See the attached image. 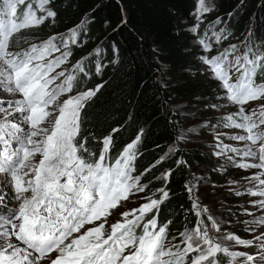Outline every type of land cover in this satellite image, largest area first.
I'll return each instance as SVG.
<instances>
[{
	"label": "snow or ice",
	"instance_id": "6c2138e0",
	"mask_svg": "<svg viewBox=\"0 0 264 264\" xmlns=\"http://www.w3.org/2000/svg\"><path fill=\"white\" fill-rule=\"evenodd\" d=\"M51 3L0 0V92L20 97L0 99V113L5 114L0 119V174L5 175V186L20 202L17 209H9L8 215L0 217V264H220V254L228 258V264H236L241 257L243 264H254L256 256L232 251L226 243L249 247L252 241L234 234L210 235L202 221L173 243L176 238L170 240L168 232L171 221L160 224L155 218L159 206L169 198L163 188L159 198H149L140 207L120 213L121 220L105 229L108 217L122 202L145 191L139 176L132 175L140 138L126 145L112 165L106 164L111 135L103 138L95 160L85 158L82 153L88 150L77 140L81 113L102 86L60 100L73 92L76 76L56 72L67 62L70 51L49 59L60 51L55 36L26 50H11L18 33L39 27L49 18L55 20L56 12L48 7ZM22 5L25 8L18 14ZM209 11L205 0H197L198 20ZM71 36L74 41L75 30H71ZM200 43L205 51H211L210 44ZM232 50L202 59L225 90L224 98L238 106L236 113L225 117V127L246 133L234 137L248 142L244 156L255 158L259 154L258 163L238 167L264 169V50H249L230 61ZM75 68L83 70L82 63ZM233 73L238 74L235 80ZM61 77L64 79L56 84ZM58 101V108L50 111ZM257 101L261 102L257 108L246 111L247 105ZM15 113L23 114L21 122L8 119ZM21 123L28 126L27 130ZM37 155L41 158L33 162ZM262 175L264 172L253 177L260 185H264ZM164 179H168L167 174ZM187 190L191 193L192 188ZM251 195L264 197V189ZM3 198L0 195V204ZM259 204L264 207V200ZM193 208L198 217L208 212L196 202ZM146 216L149 218L145 222ZM207 218L220 233L218 222L211 215ZM254 223L264 224V218ZM137 228L141 229L139 235ZM255 239L264 241V233ZM259 259L264 261V254Z\"/></svg>",
	"mask_w": 264,
	"mask_h": 264
},
{
	"label": "trees",
	"instance_id": "16d2710c",
	"mask_svg": "<svg viewBox=\"0 0 264 264\" xmlns=\"http://www.w3.org/2000/svg\"><path fill=\"white\" fill-rule=\"evenodd\" d=\"M237 2L212 0L213 9L202 15L205 29L217 23L229 40L248 33L264 50V13L254 22L245 13L233 24L246 0L234 7ZM196 6L197 0H52L48 7L56 12L54 21L49 18L13 38L20 47L55 36L56 43L66 42L65 51L71 52L70 74L76 76L73 93L102 86L81 113L77 140L88 150L82 154L95 160L103 138L111 135L106 164L112 165L139 136L132 175L139 176L153 197L159 198L162 188L169 192L155 218L160 224L171 221L169 237L176 242L185 228L198 223L186 186L191 168L207 166L209 157L206 145L185 146L178 140L181 117L171 105L209 100L218 90L198 70L201 54L191 44L187 29ZM71 30L76 31L74 41ZM77 63H82L83 70L75 68Z\"/></svg>",
	"mask_w": 264,
	"mask_h": 264
},
{
	"label": "rangeland",
	"instance_id": "374dc122",
	"mask_svg": "<svg viewBox=\"0 0 264 264\" xmlns=\"http://www.w3.org/2000/svg\"><path fill=\"white\" fill-rule=\"evenodd\" d=\"M27 1V0H26ZM240 2L241 0H237ZM260 1L263 2L261 7L258 5ZM238 2L234 7H237ZM259 3V4H258ZM205 4L211 10L213 9L212 0H205ZM257 5V6H256ZM20 8V6H19ZM18 8V14L22 13L24 9ZM197 8V6H196ZM196 9L193 15L188 19V30L192 35L191 44L198 48L201 56L197 59L198 70L201 73H205L210 77L218 88L213 93L212 97L208 100L189 101L182 100L172 103L171 110L176 113L178 117H181L180 121V133L178 140L185 146H193L203 144L206 145L205 150L208 153L209 163L207 166H199L197 168H191L190 177L188 179L187 188H192L191 193L188 191L189 196L192 198L193 203L196 202L200 208L206 207L207 213H202L198 217V222L202 221L203 225L208 228L209 234L220 237L224 234H234L243 240L252 241V245L244 247L236 245L234 242H226L230 246L232 251H243L248 254L257 257L254 264H264V261L259 259L260 255L264 254V249L261 248V243L264 241L256 240L255 237L264 233V224L254 223L261 218H264V207H261L259 201L264 200V197L253 196L251 192L264 189V185H260L259 181L254 179V176L260 175L264 172V169L257 168H240L239 164L243 163H258L259 154L255 158L244 156V152L247 151L248 142L239 141L234 139L237 135H246L241 129H235L231 127H225V117L232 115L238 111V106L232 104L225 97V90L221 86V83L214 78L213 73L210 71L208 65H206L202 57H215L224 53L226 50H232V46L235 49L232 50V55L228 57L231 61L235 57L240 56L242 53L249 50H260L257 45V40L253 41L252 37L247 33L238 40H229L226 37L227 33H223L220 26L215 24L213 28L211 26L205 29V21L201 16L199 20L195 15ZM264 13V0H246L244 7L240 9L239 13L235 17L233 24L240 21L245 13H249L250 21L254 22L259 14ZM249 21V22H250ZM198 26V27H197ZM196 27V31L193 32V28ZM220 31L222 32L220 34ZM219 37V40L217 38ZM48 39L37 40L26 45L16 47L14 44L11 46L12 51H22L28 49L32 44H41ZM211 45V51H205L200 41ZM54 43L60 48L59 52H55L49 59H55L63 52H66V42L62 45H58L56 41ZM256 43V45H255ZM72 65L69 63V57L66 63L56 69V72L64 71L66 75L70 74ZM55 75V73H53ZM237 73H233V80L236 79ZM64 78L61 77L56 81V84H60ZM55 87V85H53ZM78 93H68L60 97V100L67 98L70 95ZM20 97L9 95L5 92H0V99L5 101L15 100ZM59 102L50 108V111H55L59 106ZM261 102L257 101L246 106V111L249 113L253 108H257ZM5 108L8 105H3ZM215 106V107H214ZM4 113H0V119H3ZM238 119V117H236ZM9 120L21 122L23 114L15 113L13 116L8 117ZM52 118H50L51 120ZM21 126L27 130V125L21 123ZM46 126H50L46 125ZM175 145L172 147L174 148ZM229 149H236L237 151H229ZM255 151L256 148L254 147ZM41 157L37 155L33 162H38ZM210 173V174H208ZM4 174H0V189L5 185ZM135 176V175H133ZM7 179H10L9 177ZM264 179V175L261 176ZM2 184V185H1ZM140 184L144 186L141 182ZM0 195L2 192L0 191ZM3 202L0 204V214L5 213L8 215L9 209H17L19 203H14V199L10 195H3ZM156 199V197L147 194L146 190L142 193L132 195L128 201L122 202V206L116 209L111 216L108 217L105 229L108 226L121 220L120 213L130 211L140 207L142 204L148 202V199ZM197 211V209H195ZM211 215L220 226V233H216L212 228V222L208 220V216ZM2 217V215H0ZM147 219L146 217L144 218ZM3 221L0 220V223ZM91 227V225L86 226ZM194 228V227H193ZM193 228H185L181 233ZM3 229H0L2 231ZM137 233V232H136ZM141 234L138 232L137 235ZM171 240V237H169ZM180 240L182 237L180 236ZM178 240V241H180ZM173 243H178L172 240ZM55 255V254H53ZM220 264H228V258L220 254L218 256ZM244 258L241 257L237 260L236 264H243Z\"/></svg>",
	"mask_w": 264,
	"mask_h": 264
},
{
	"label": "bare ground",
	"instance_id": "6f19581e",
	"mask_svg": "<svg viewBox=\"0 0 264 264\" xmlns=\"http://www.w3.org/2000/svg\"><path fill=\"white\" fill-rule=\"evenodd\" d=\"M2 178H4V176H2ZM10 178V177H9ZM4 180H6V178H4ZM10 180V179H9ZM4 184V183H2ZM1 184V185H2ZM0 191L2 192V195H10L12 199H14V193L11 191L10 187H6L5 185L0 189ZM14 203H20L19 201L15 200L13 201ZM4 212L3 214H0L2 215V217L4 216Z\"/></svg>",
	"mask_w": 264,
	"mask_h": 264
}]
</instances>
